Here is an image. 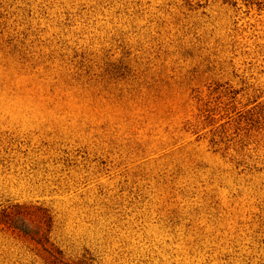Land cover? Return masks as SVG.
<instances>
[{
    "label": "rangeland",
    "instance_id": "374dc122",
    "mask_svg": "<svg viewBox=\"0 0 264 264\" xmlns=\"http://www.w3.org/2000/svg\"><path fill=\"white\" fill-rule=\"evenodd\" d=\"M264 264V0H0V264Z\"/></svg>",
    "mask_w": 264,
    "mask_h": 264
},
{
    "label": "trees",
    "instance_id": "16d2710c",
    "mask_svg": "<svg viewBox=\"0 0 264 264\" xmlns=\"http://www.w3.org/2000/svg\"><path fill=\"white\" fill-rule=\"evenodd\" d=\"M52 264H68V263H64V261H62V259L60 258H55L53 261H51ZM71 264V263H70Z\"/></svg>",
    "mask_w": 264,
    "mask_h": 264
}]
</instances>
